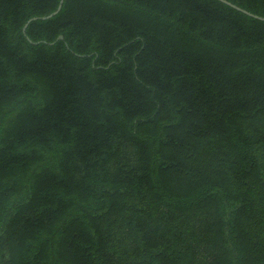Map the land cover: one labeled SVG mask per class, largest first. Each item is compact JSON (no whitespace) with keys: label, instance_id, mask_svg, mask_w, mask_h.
Wrapping results in <instances>:
<instances>
[{"label":"trees","instance_id":"trees-1","mask_svg":"<svg viewBox=\"0 0 264 264\" xmlns=\"http://www.w3.org/2000/svg\"><path fill=\"white\" fill-rule=\"evenodd\" d=\"M59 3L0 0V264H264V20Z\"/></svg>","mask_w":264,"mask_h":264},{"label":"water","instance_id":"water-1","mask_svg":"<svg viewBox=\"0 0 264 264\" xmlns=\"http://www.w3.org/2000/svg\"><path fill=\"white\" fill-rule=\"evenodd\" d=\"M221 1H223V2H225V3H227V4L231 5V6H233V7L237 8L238 10H241V11H243V12L249 14V15H252V16H254V17H256V18H259V19L264 20V17H263V16H260V15L254 14V13H252V12H250V11H248V10H246V9H244V8H242V7H240V6L236 5V4H234V3H232V2L229 1V0H221ZM62 3H63V0H60V3H59V5H58V7H57V9H56L55 11L51 12V13L48 14V15L42 16L41 18H49V17H51L52 15L56 14V13L60 10V8H61V6H62ZM36 18H37V17H32V18H30V19L26 22V24H25V26H24V30H25L26 26L28 25V23H29L30 21H32L33 19H36ZM59 38L62 39V38H63V35H59V36H58V39H59Z\"/></svg>","mask_w":264,"mask_h":264}]
</instances>
